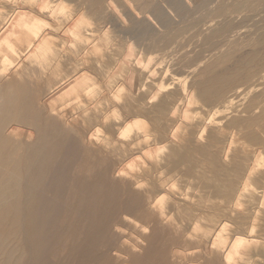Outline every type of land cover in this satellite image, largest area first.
Listing matches in <instances>:
<instances>
[{"label": "bare ground", "instance_id": "1", "mask_svg": "<svg viewBox=\"0 0 264 264\" xmlns=\"http://www.w3.org/2000/svg\"><path fill=\"white\" fill-rule=\"evenodd\" d=\"M261 1L0 0V264H264Z\"/></svg>", "mask_w": 264, "mask_h": 264}, {"label": "rangeland", "instance_id": "2", "mask_svg": "<svg viewBox=\"0 0 264 264\" xmlns=\"http://www.w3.org/2000/svg\"><path fill=\"white\" fill-rule=\"evenodd\" d=\"M66 1V0H65ZM69 3H70V1L71 0H67ZM75 1V0H74ZM72 1V3H70V4H68L67 2H64L65 3V11L67 12V13H61V14H59V17H61V18H59V19H61L62 21L64 20V22L67 20L68 21V18H69V15H70V13L72 12V9L74 8V9H76V8H79V7H82V9H84V11H87V9L89 8H87L86 7V5H87V3H85V2H83V0H77V1H79V2H81V3H79V2H77V1ZM55 2L56 3H58L57 2V0H55ZM77 2V3H76ZM82 2H83V4H82ZM263 3V4H262ZM75 4L76 5H80V4H82L83 6H77V7H75ZM85 4V5H84ZM262 4V5H261ZM20 5H23V4H21L20 3ZM84 6L87 8H84ZM87 6H89V5H87ZM68 7V8H67ZM73 9V10H74ZM256 12H258L259 13V15H260V18H264V1H261V3L256 7ZM69 11V12H68ZM75 11V10H74ZM263 11V12H262ZM68 13H69V15H68ZM63 14V15H62ZM67 14V15H66ZM200 14H198L197 13V15L195 14V15H192V17L190 16H187V18H186V16H185V20H183L184 19V17L183 18H181V20L182 21H180V19L178 18V17H176V20H177V22H176V20L174 21V24L170 27V29H168L167 30V32L168 33H174V32H176L177 30H181V29H184L185 28V33L181 36V38H182V41H183V43L184 44H192V45H194V44H196V41H197V37H193V35H194V33L197 31V26H195V24H196V22H197V18H198V16H199ZM258 15V16H259ZM65 17V18H64ZM258 18V17H257ZM186 20H188V21H186ZM180 21V22H179ZM183 22V23H182ZM182 24H183V28H182ZM186 25V26H185ZM195 26V27H194ZM172 29V30H171ZM175 29H177V30H175ZM188 29H190L189 30V32H188ZM191 30H192V32H191ZM173 31V32H172ZM190 37H188L187 35ZM184 36V37H183ZM187 36V37H186ZM195 38V39H194ZM187 39V40H186ZM72 40H74V38H72ZM186 41V42H185ZM81 45V44H80ZM82 45H84V44H82ZM82 45L81 46H79V44H73L72 45V48H73V50L74 49H81V50H83L84 49V47H82ZM90 46H92V44H89V48H90ZM78 47H80V48H78ZM260 83H262V84H260ZM245 84V85H244ZM244 84H242L241 85V91L240 92H242V94L241 93H238L239 94V96H238V94H235V96L234 97H236V95L238 96V97H240V98H235V101H234V104L231 106V109H229V111H227V112H225L224 114H221V116H219L218 118L219 119H222V118H224V120L225 119H231V118H235V117H237V116H235V115H238V116H240V115H242L243 114V112H244V115L243 116H240V117H246V116H249V114H247L244 110H245V108L247 107V105L249 104V101H250V99H249V97L251 98L252 96H254L255 95V93H258V92H253L252 91V93H250L249 92V87L251 86V85H253V84H255V81L254 80H250V81H248L247 83H244ZM248 84H250V85H248ZM257 84H258V82H257ZM100 85H101V83H100ZM261 85V86H260ZM248 86V87H247ZM259 87H260V91L259 92H261V91H264V80L263 81H260L259 82ZM246 93H245V92ZM249 94H248V93ZM254 93V94H253ZM231 94V93H230ZM242 95V97H241V95ZM245 94H247V95H245ZM245 97V98H244ZM253 98V97H252ZM252 98H251V100H252ZM215 101H217V102H215ZM214 101V104H212L213 106L212 107H214V106H220V107H222L223 105H224V100H223V98H219V99H216ZM219 101V102H218ZM223 101V102H222ZM239 102V103H238ZM241 103H243V104H241ZM246 104V105H245ZM245 105V106H244ZM211 107V108H212ZM240 107V108H239ZM243 110V111H242ZM233 111V112H232ZM236 111V112H235ZM238 111L240 112L239 114H238ZM245 114H247V115H245ZM227 115H229V116H227ZM229 117V118H228ZM188 132V130H185V131H178V134L180 135V134H182V133H187ZM242 132H243V134H242ZM246 133H247V131H241V132H239L238 133V136H244V134L246 135ZM34 133H32V135L30 136L31 137V139H28L27 140V142H32L33 140H32V137H34ZM250 143V144H249ZM247 142L246 144L247 145H249L248 147H249V150L252 148V151L251 152H254L255 153V155H256V163L258 162V159L259 160H263L264 161V148L262 149V148H260L261 146L262 147H264V137H263V142L262 143H253V142ZM254 144L255 145H257V147L256 146H254ZM242 145V144H241ZM253 146H254V148H253ZM259 148V149H258ZM257 150V151H256ZM258 153V154H257ZM263 154V155H262ZM262 156V157H261ZM187 166H185L184 168H186ZM244 180V181H243ZM261 181V179H258L257 180V183H259L258 181ZM240 183L241 182H246L245 181V178H240L239 180H238ZM263 182H264V179H262V184H263ZM184 184V183H183ZM261 190V189H260ZM260 190L258 191V190H256L255 191V193H256V198L258 199L259 197V199H258V201H256L255 202V205H253L254 207H256V203H257V205L259 206V207H256L257 209L259 208V210H261L262 208H264V194H262V191L260 192ZM257 192H259L258 194H260V196L257 194ZM246 196H250V194H249V192L246 194ZM259 196V197H258ZM261 197H263V199L261 198ZM251 197H249V198H245V203L247 204V205H249V201L251 200L250 199ZM247 199H248V201H247ZM256 199V200H257ZM262 200V205H261V202H259V201H261ZM247 202H249V203H247ZM260 203V204H259ZM250 207V206H248L249 207V210H250V208H252L251 209V211H253L255 214H258L259 213V210H257V211H255L256 210V208H254V207ZM261 206V207H260ZM238 208V207H237ZM236 208V211H234L233 212V217L234 218H240V217H245L246 216V213H247V211H244V210H242V208H238L237 209ZM255 209V210H254ZM262 210H264V209H262ZM239 213V216H238V213ZM242 212H245V213H242ZM253 212H251L253 215H254V213ZM235 213L237 214V215H235ZM242 214V215H241ZM245 215V216H244ZM259 215H261V217L260 216H258V218L256 219V220H254V219H251V221H252V223L254 224V225H256L255 227L257 228H255L256 229V231H262V233H264V217L262 216V213H259ZM263 217V218H262ZM258 220V221H257ZM263 221V222H262ZM258 222V223H257ZM263 223V224H262ZM231 225L232 226H230V227H233V226H235L233 223H231ZM263 227V228H262ZM259 231H258V233L256 232V234H257V236L259 235L260 236V234H259ZM259 241H261V239H258ZM253 244H259V243H257V242H253ZM260 245H261V243H260ZM257 259H258V261H263V258L262 257H257Z\"/></svg>", "mask_w": 264, "mask_h": 264}]
</instances>
